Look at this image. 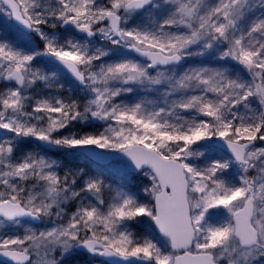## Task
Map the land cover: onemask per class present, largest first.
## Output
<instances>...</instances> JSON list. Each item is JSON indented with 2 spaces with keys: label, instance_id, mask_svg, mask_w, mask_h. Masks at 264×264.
I'll use <instances>...</instances> for the list:
<instances>
[{
  "label": "snow or ice",
  "instance_id": "6c2138e0",
  "mask_svg": "<svg viewBox=\"0 0 264 264\" xmlns=\"http://www.w3.org/2000/svg\"><path fill=\"white\" fill-rule=\"evenodd\" d=\"M81 254L264 264V0H0V264Z\"/></svg>",
  "mask_w": 264,
  "mask_h": 264
},
{
  "label": "trees",
  "instance_id": "16d2710c",
  "mask_svg": "<svg viewBox=\"0 0 264 264\" xmlns=\"http://www.w3.org/2000/svg\"><path fill=\"white\" fill-rule=\"evenodd\" d=\"M53 156H57V157H62L63 156V153L61 152H53L51 153ZM74 163H79L81 165H85L87 162L85 161H74ZM87 166L89 167H95V165H92V164H88ZM76 261H77V264H85V263H89V262H97V260H95L94 258L92 257H89V256H86V255H80L79 257L76 258Z\"/></svg>",
  "mask_w": 264,
  "mask_h": 264
},
{
  "label": "rangeland",
  "instance_id": "374dc122",
  "mask_svg": "<svg viewBox=\"0 0 264 264\" xmlns=\"http://www.w3.org/2000/svg\"><path fill=\"white\" fill-rule=\"evenodd\" d=\"M37 43L39 44V41L37 40ZM82 255V254H81ZM80 256V255H79ZM78 256V257H79ZM79 264V263H78ZM84 264V263H83ZM85 264H101L100 261H97V262H89V263H85Z\"/></svg>",
  "mask_w": 264,
  "mask_h": 264
},
{
  "label": "flooded vegetation",
  "instance_id": "af4514ba",
  "mask_svg": "<svg viewBox=\"0 0 264 264\" xmlns=\"http://www.w3.org/2000/svg\"><path fill=\"white\" fill-rule=\"evenodd\" d=\"M82 255H86V256H88L87 254H82ZM93 258V257H92ZM95 260H97V261H102L100 258H94Z\"/></svg>",
  "mask_w": 264,
  "mask_h": 264
},
{
  "label": "water",
  "instance_id": "95a60500",
  "mask_svg": "<svg viewBox=\"0 0 264 264\" xmlns=\"http://www.w3.org/2000/svg\"><path fill=\"white\" fill-rule=\"evenodd\" d=\"M101 260L103 259V258H100Z\"/></svg>",
  "mask_w": 264,
  "mask_h": 264
}]
</instances>
